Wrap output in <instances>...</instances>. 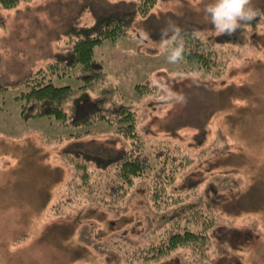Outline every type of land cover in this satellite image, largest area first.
I'll list each match as a JSON object with an SVG mask.
<instances>
[{"label":"rangeland","instance_id":"374dc122","mask_svg":"<svg viewBox=\"0 0 264 264\" xmlns=\"http://www.w3.org/2000/svg\"><path fill=\"white\" fill-rule=\"evenodd\" d=\"M121 1L23 0L0 8V264H264V0H252L259 15L232 36L217 35L206 19L211 0H157L126 36L98 46L106 79L75 93L66 111L72 117L80 100L107 95L110 106L135 112L137 149L151 166L118 202L80 186L81 173L91 171L92 180L106 171L81 168L75 156L87 147L125 151L132 139L106 122L75 127L22 116L20 81L72 47L73 24L91 25L100 10L135 8ZM169 19L209 43L210 69L168 62L161 30ZM55 80L82 84L74 76ZM170 93L187 103L166 99ZM163 149L182 167L165 187L169 196L154 197L151 176ZM196 211L215 223L206 243L144 258L165 227L175 230Z\"/></svg>","mask_w":264,"mask_h":264},{"label":"trees","instance_id":"16d2710c","mask_svg":"<svg viewBox=\"0 0 264 264\" xmlns=\"http://www.w3.org/2000/svg\"><path fill=\"white\" fill-rule=\"evenodd\" d=\"M21 1L23 0H0V8L12 9L17 7ZM125 2L128 1L122 0L118 4L129 5ZM156 2L157 0H137V2L133 0L128 2L135 5L131 11L113 10V12H108L100 10L97 11L91 25L73 24L68 32L75 38L72 47L66 52L57 54L54 62H51L47 67L39 69L20 81L24 88L17 95V98L22 100L21 114L26 119L48 117L61 122L64 126L75 127L106 122L116 126L118 133L133 140L132 147L125 151L87 147L75 156L79 167L93 163L99 169L102 168L103 172L106 171L105 175L97 174L92 180L90 179L93 177L91 171L87 170V172L81 173L85 181L80 186H96L99 192L112 197L115 202H118L119 198L129 191L134 181L143 176L151 166L149 156L143 155L141 150L137 149L138 142L141 140L138 139L136 133L135 112L129 106L122 104L117 107L110 106L107 95L96 98L89 96L80 100L72 117L66 111V106L75 93L92 89L104 83L106 74L103 63L95 58L98 46L106 40L116 41L120 37L126 36L136 16H147ZM198 35L195 30H183L184 53L182 60L210 69L214 65L213 52L208 46L209 43ZM65 76H74L81 80L82 84L76 88L70 85L58 86L55 79ZM148 88V85L137 87L141 92ZM84 133L78 132L73 135L74 138L82 140L81 144L83 145L85 143L83 141ZM170 158L176 159L174 156L170 157L166 154L164 149L156 154L158 166L155 165L154 174L151 176L154 186L152 189L155 190L154 197L165 195L166 185L173 182L182 167V162L181 164L169 162ZM70 159H73L72 156ZM111 169L113 170L111 171ZM167 196H169L168 193ZM214 224L209 213L193 212L192 218L186 217L184 224L179 225L177 222L174 226L175 230H173L174 224L169 228L165 227L164 236L145 247L144 258L148 260L179 247L187 248L193 245L197 247L206 243L210 239L209 230L213 228Z\"/></svg>","mask_w":264,"mask_h":264},{"label":"clouds","instance_id":"9594fccd","mask_svg":"<svg viewBox=\"0 0 264 264\" xmlns=\"http://www.w3.org/2000/svg\"><path fill=\"white\" fill-rule=\"evenodd\" d=\"M203 13L217 35L228 36L234 35L259 15V11L252 6V0H211L205 4ZM161 47L169 50V63H177L183 59V30L171 19L166 21V27L161 30ZM193 83L199 86L195 76ZM166 99H173L178 104L187 103L186 97L177 93H170Z\"/></svg>","mask_w":264,"mask_h":264}]
</instances>
